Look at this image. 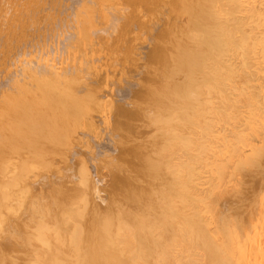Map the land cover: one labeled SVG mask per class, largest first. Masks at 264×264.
Listing matches in <instances>:
<instances>
[{"label":"bare ground","instance_id":"obj_1","mask_svg":"<svg viewBox=\"0 0 264 264\" xmlns=\"http://www.w3.org/2000/svg\"><path fill=\"white\" fill-rule=\"evenodd\" d=\"M0 264H264V0H0Z\"/></svg>","mask_w":264,"mask_h":264}]
</instances>
